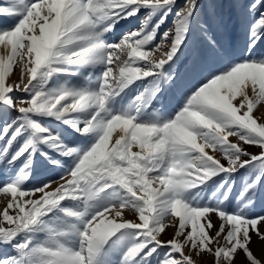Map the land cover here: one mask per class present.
I'll list each match as a JSON object with an SVG mask.
<instances>
[{
	"label": "snow or ice",
	"instance_id": "1",
	"mask_svg": "<svg viewBox=\"0 0 264 264\" xmlns=\"http://www.w3.org/2000/svg\"><path fill=\"white\" fill-rule=\"evenodd\" d=\"M200 7V0L0 5V18L12 21L0 23V264H197L204 254L211 264H236L240 252L247 264H262L250 244L253 234L264 241V215L254 214L264 184V114L254 115L264 106V54H256L264 0L246 6L241 59L209 73L174 113L156 107L165 85L176 84L173 65ZM142 10L139 27L110 42L117 25ZM209 44L218 47L211 37ZM16 69L19 80L9 83ZM47 120L81 141H67ZM38 155L64 172L29 187Z\"/></svg>",
	"mask_w": 264,
	"mask_h": 264
},
{
	"label": "rangeland",
	"instance_id": "2",
	"mask_svg": "<svg viewBox=\"0 0 264 264\" xmlns=\"http://www.w3.org/2000/svg\"><path fill=\"white\" fill-rule=\"evenodd\" d=\"M6 2L7 0H0V5ZM183 2L184 0H177V5H182ZM251 2L252 0H200L201 7L197 13V21L193 23L189 33L187 47L183 49L180 59L173 65V74L177 77L176 84L171 87L165 85V90L160 96L156 107L163 109L165 112L174 113L182 105L185 95L192 88L204 82L209 73L218 71L229 60H239L243 57L247 39V25L251 19L246 6ZM143 16L144 10L137 17L121 21L110 35V42H118L123 33L138 28ZM172 19L173 17L170 15L166 24L162 26L161 33L171 26ZM0 23L11 24L12 21L0 18ZM202 25H206V31L202 28ZM209 37L216 41L217 48L210 46ZM256 54H264V43L258 45ZM19 76V69H16L8 82L15 84L18 82ZM62 79L75 82L74 78L70 76H64ZM14 94L24 96L22 92H15ZM262 114H264V106L259 107L254 112L256 117H261ZM15 115V112H7L4 114V118L10 119ZM2 122V119H0V123ZM44 123L57 133L62 134L67 141L80 142L82 139L78 134L73 133L70 128L58 122L47 120ZM234 139L230 137V140ZM248 151L258 153L260 149L252 146L248 148ZM63 172V168L48 164L43 157L38 155L28 186H39L48 180H58ZM241 172L243 173V170ZM244 178H246V174L235 177V187L230 198L233 203H235V197L241 190ZM5 179L6 177L0 174V185ZM55 186V184L52 185V187ZM5 203V198L0 195V210L3 209ZM254 214L264 215V184L260 186L257 193ZM127 215L129 218H134L131 213H127ZM212 221L217 227L219 226V220L215 215L212 216ZM261 230L264 231V224L261 225ZM174 231V228H169L164 239H170ZM250 248L264 264V241L253 234ZM7 251H10V249ZM212 260V256L204 254L199 258L197 264H211ZM236 264H247L242 252L237 255Z\"/></svg>",
	"mask_w": 264,
	"mask_h": 264
}]
</instances>
